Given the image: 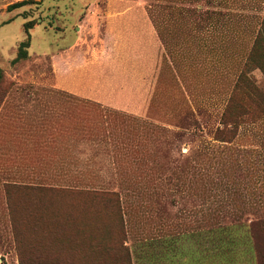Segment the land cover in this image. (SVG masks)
<instances>
[{
	"label": "rangeland",
	"instance_id": "374dc122",
	"mask_svg": "<svg viewBox=\"0 0 264 264\" xmlns=\"http://www.w3.org/2000/svg\"><path fill=\"white\" fill-rule=\"evenodd\" d=\"M5 1L0 264H264V0Z\"/></svg>",
	"mask_w": 264,
	"mask_h": 264
},
{
	"label": "trees",
	"instance_id": "16d2710c",
	"mask_svg": "<svg viewBox=\"0 0 264 264\" xmlns=\"http://www.w3.org/2000/svg\"><path fill=\"white\" fill-rule=\"evenodd\" d=\"M31 3H33L32 0H24V1L17 2V3H15V4H12L11 6H9V7H8V11H13V10H16V9H19V8H23V7L27 6V5H30ZM163 9H165V10H164L165 13L168 14V12H169V14L165 17V21H167L168 18H169V20H173V19H175V16H174L173 12H178V11H175L174 7H172V6H170V5H166ZM24 27H25V31H26L27 33H29L30 30L34 28V24H33V22L31 21V22L26 23ZM29 34H30V33H29ZM29 34H28V35H29ZM261 40H262V42H264V41H263V38L259 36L258 39H257L256 44H257L258 42L261 44ZM30 46H31V39H30V35H29V39H28L27 41L21 43L20 48H19L18 56H17V58L13 61V65H16V64H17L20 60H22V59H27V57H28V51H27V48H29ZM255 46H256V45H255ZM255 46H254L253 50L255 49ZM3 78H4V73H3V70L0 68V81H1ZM224 120H225V116H224ZM224 120H223V121H224ZM217 135H218V138H221V136H222V132L219 131ZM46 241H48L47 238H46ZM51 264H58V263H57V262H55V263H54V262H51Z\"/></svg>",
	"mask_w": 264,
	"mask_h": 264
},
{
	"label": "crops",
	"instance_id": "0c3cea01",
	"mask_svg": "<svg viewBox=\"0 0 264 264\" xmlns=\"http://www.w3.org/2000/svg\"><path fill=\"white\" fill-rule=\"evenodd\" d=\"M4 2H6L5 0H3ZM20 1H24V0H12V1H9L10 3L8 4V6H6V7H9V6H11L12 4H15V3H17V2H20ZM162 22L165 24L164 25V29H165V31H164V33H161V35L162 34H164L163 36H165V38H168L169 36H172L173 35V31H174V27H176V25H179L178 23H177V21H175V20H167V21H165V20H162ZM10 22H4L1 26H3V25H6V24H9ZM145 23H147V22H145ZM147 26H149V24L147 23V25H146V28H147ZM193 28V27H192ZM186 33H188V35L190 34L191 36H193L194 37V32L192 31V32H186ZM156 36H158V34L156 33ZM149 37H150V35H149ZM31 39V38H30ZM170 39H173V37H171ZM18 56V55H17ZM17 58V57H16ZM15 58V59H16ZM15 59H13L12 61H11V65L12 66H15V65H13V61L15 60ZM157 81H158V79H157V77H155L154 78V80H152V84H151V86H150V88H149V90H148V94H150V93H152L153 91L154 92H156V90L159 88V86H158V84H157ZM149 83H147V85H148ZM156 101V100H155ZM108 105H110V104H108ZM146 105H147V107L150 105V102L149 103H146V104H143L142 102L139 104V107H140V109H142V110H140V112L141 111H143V110H145V109H143V107H145L146 108ZM110 106H112V105H110ZM114 107V106H113ZM115 108V107H114Z\"/></svg>",
	"mask_w": 264,
	"mask_h": 264
}]
</instances>
